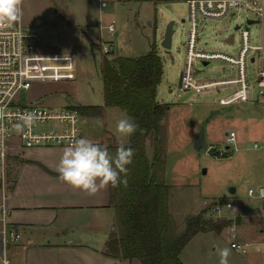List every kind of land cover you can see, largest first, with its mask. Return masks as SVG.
<instances>
[{
	"label": "rangeland",
	"instance_id": "obj_1",
	"mask_svg": "<svg viewBox=\"0 0 264 264\" xmlns=\"http://www.w3.org/2000/svg\"><path fill=\"white\" fill-rule=\"evenodd\" d=\"M21 7L23 23L38 34L42 51L76 56L75 81L35 84L29 97L39 105L57 108L104 106V59L138 58L151 51V44L158 45L164 75L158 86L157 99L170 106L163 121L165 182L170 186L168 205L174 223L178 232H182L188 218L197 215H204L216 223L228 222L222 232L196 235L184 248L181 260L183 264H220L218 250L229 248L228 264H264V255L259 253L256 245L249 247L247 252H238L231 247V234L223 233L232 225L230 219L236 211L224 208L214 218L208 215L209 208L217 201H228L236 207L245 206L253 211L255 199L248 195V190L264 187V137L251 131L246 133L243 128L236 139L238 149L233 145L232 153L226 156L212 155L206 149L195 147L197 135L203 128L206 143L222 153L227 147L230 129L234 126L240 128L241 121L254 112H247L249 107L253 111V106H241L245 103L228 105L218 102L236 88H203L202 84L236 75V68L220 59L208 64L200 59L194 61L192 79L201 90L180 88V75L187 63L188 33L192 27L187 2L23 0ZM248 18L252 17L237 11L220 19L202 18L198 26V50L221 52L237 58L242 39L241 30L236 27L246 28ZM172 20L175 21V33L172 49L167 51L161 43ZM111 24L115 26L113 34L108 31ZM250 32L252 44L258 45L260 23L251 24ZM105 44L111 45L113 52L105 54L102 51ZM256 66L248 62L252 81L256 77ZM251 94L252 101L264 99L258 95L255 82ZM117 111L122 113L119 109ZM96 119L98 123L103 120L102 117ZM90 121L88 118L86 123L82 120L83 135L86 130L87 134L94 132L93 128L89 129ZM106 123L111 126L114 121L108 116ZM147 153L152 159L154 147L151 142L147 145ZM231 188H236V192L232 193Z\"/></svg>",
	"mask_w": 264,
	"mask_h": 264
},
{
	"label": "built area",
	"instance_id": "obj_2",
	"mask_svg": "<svg viewBox=\"0 0 264 264\" xmlns=\"http://www.w3.org/2000/svg\"><path fill=\"white\" fill-rule=\"evenodd\" d=\"M189 8L191 29L188 33V55L182 87L199 89L200 86L192 79L194 61L203 60L209 63L220 59L236 68L234 77L224 78L202 84L204 89L219 86L221 89L236 88L228 97L218 99L222 104L246 103L251 100L252 84L255 82L258 95L264 98V47L259 42L252 44L249 21L261 23L264 19V0H185ZM237 11L247 17V27L241 30L242 46L238 57L234 58L221 52H204L198 50V26L202 18L220 19ZM113 34L115 26H108ZM105 54L113 52L111 45L102 48ZM248 62L256 64L255 79L250 80ZM225 71V70H224ZM76 56L68 53L44 52L39 48V36L31 32L19 21L0 28V128L5 132L0 136V235L4 246L18 241L20 234L10 223L11 210L8 206L7 158L11 149L16 146L33 148L41 146L68 147L75 140L81 139V122L83 116L77 106L47 107L37 104L29 97V93L36 83H57L75 81ZM196 83V84H193ZM202 88V89H203ZM219 90V91H220ZM28 112L36 113L38 119L32 127L25 128L23 133L17 132V125L22 124L21 117ZM237 134L231 131L227 134V147L217 155L226 156L237 150ZM248 195L259 202L254 208L256 215H264V187L249 188ZM236 210L233 203L217 201L208 210L212 218L219 215L223 209ZM219 217V216H218ZM231 247L236 251H243L244 245L237 241L236 230L231 228ZM1 264H11L5 252L0 256Z\"/></svg>",
	"mask_w": 264,
	"mask_h": 264
},
{
	"label": "crops",
	"instance_id": "obj_3",
	"mask_svg": "<svg viewBox=\"0 0 264 264\" xmlns=\"http://www.w3.org/2000/svg\"><path fill=\"white\" fill-rule=\"evenodd\" d=\"M259 40L264 47V19L260 23ZM241 106H253V111L249 107L247 112L254 115L241 121L240 128L232 127L230 132H236L238 137L245 128L246 133L251 131L264 137V99H251ZM118 109L105 107L101 124L94 117L82 115L85 123L87 118L91 119L89 129L93 128L94 132L87 134L86 130L81 138L104 148L128 146L129 136L116 131V122L128 116ZM108 116L114 121L111 126L106 123ZM65 148L16 146L11 149L6 161L9 220L20 239L4 246L0 235V256L5 252L11 264H141L138 259L116 258L107 253L108 239L117 231L113 187L109 185L90 196L60 180L57 167ZM235 192L236 188L232 193ZM258 202L255 199L253 211L235 206L236 214L230 219L232 225L223 233H230L232 238L234 227L237 241L244 245L243 251L256 245L264 255V215L254 212Z\"/></svg>",
	"mask_w": 264,
	"mask_h": 264
},
{
	"label": "trees",
	"instance_id": "obj_4",
	"mask_svg": "<svg viewBox=\"0 0 264 264\" xmlns=\"http://www.w3.org/2000/svg\"><path fill=\"white\" fill-rule=\"evenodd\" d=\"M139 2H170L172 0H137ZM138 58L119 56L105 58L102 64L104 106H79L84 117H102L105 107L126 112L139 125L129 136L134 149L132 163L127 165V185L113 187L117 231L107 242L110 256L138 259L141 264H183L181 255L187 244L199 233L222 232L228 222L216 223L204 215L188 218L185 229L178 232L169 210L170 186L165 182V125L170 109L157 99L158 86L164 75V65L158 45ZM154 147L152 159L147 145ZM119 146H109L115 156Z\"/></svg>",
	"mask_w": 264,
	"mask_h": 264
},
{
	"label": "clouds",
	"instance_id": "obj_5",
	"mask_svg": "<svg viewBox=\"0 0 264 264\" xmlns=\"http://www.w3.org/2000/svg\"><path fill=\"white\" fill-rule=\"evenodd\" d=\"M23 0H0V28L11 25L22 16ZM23 123L17 125V132L23 133L25 128H31L38 119L36 113L28 112L21 117ZM139 128L134 119L127 117L117 122L116 131L123 136H131ZM5 129L0 128V136ZM135 152L123 145L116 150L115 156L110 155L107 148L93 143L88 139H77L63 151L57 171L59 178L75 189L82 190L88 195H95L98 190L109 185L118 187L127 185V179H121L120 174L127 176V165H130ZM220 264H228L231 255L229 248L218 250Z\"/></svg>",
	"mask_w": 264,
	"mask_h": 264
},
{
	"label": "water",
	"instance_id": "obj_6",
	"mask_svg": "<svg viewBox=\"0 0 264 264\" xmlns=\"http://www.w3.org/2000/svg\"><path fill=\"white\" fill-rule=\"evenodd\" d=\"M257 23L256 21H249V24H254ZM174 25H175V21L172 20L168 23L166 30H165V34L163 37V41L161 43L162 47L164 49H166L167 51H170L172 49V43H173V35L175 33V29H174ZM237 29H239V26L236 27ZM208 64V63H205ZM183 78H184V71L181 73L180 75V81H179V86L180 88H182L183 85ZM195 147L197 149H206L208 150V152L212 155H217L218 151H214L212 147H210L204 138V129L201 128V130L199 131L198 135H197V140L195 142ZM231 192H234V188H231Z\"/></svg>",
	"mask_w": 264,
	"mask_h": 264
}]
</instances>
